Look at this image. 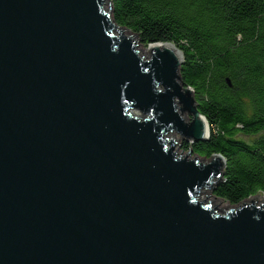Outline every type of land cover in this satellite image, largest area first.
I'll list each match as a JSON object with an SVG mask.
<instances>
[{
	"label": "water",
	"instance_id": "water-1",
	"mask_svg": "<svg viewBox=\"0 0 264 264\" xmlns=\"http://www.w3.org/2000/svg\"><path fill=\"white\" fill-rule=\"evenodd\" d=\"M111 8L0 0V264H264V195L218 209L224 158L175 150L209 137L182 53Z\"/></svg>",
	"mask_w": 264,
	"mask_h": 264
},
{
	"label": "trees",
	"instance_id": "trees-1",
	"mask_svg": "<svg viewBox=\"0 0 264 264\" xmlns=\"http://www.w3.org/2000/svg\"><path fill=\"white\" fill-rule=\"evenodd\" d=\"M111 7L114 23L143 48L169 43L182 53L180 79L209 128L205 143L182 147L225 160L212 195L230 206L264 195V0H111Z\"/></svg>",
	"mask_w": 264,
	"mask_h": 264
},
{
	"label": "rangeland",
	"instance_id": "rangeland-1",
	"mask_svg": "<svg viewBox=\"0 0 264 264\" xmlns=\"http://www.w3.org/2000/svg\"><path fill=\"white\" fill-rule=\"evenodd\" d=\"M139 49H141L142 51H147L145 50V48L143 47H140ZM185 118L188 122H192V116H190L189 114L185 113ZM175 137V141H176V147H175V150L178 151V154H182V155H185L188 153L187 149H183V143H186V144H189L190 146L194 145L192 142H188L187 140H185L184 138H181L180 135H178L177 133H175L174 135ZM191 158L194 157L193 153H191ZM201 197L203 199L207 198V197H210V199L216 203H219V206H218V209L220 210H227L229 209L230 206L229 204L225 203L224 201L220 200V199H217L215 198L213 195H212V191L209 190V191H205L201 194Z\"/></svg>",
	"mask_w": 264,
	"mask_h": 264
},
{
	"label": "bare ground",
	"instance_id": "bare-ground-1",
	"mask_svg": "<svg viewBox=\"0 0 264 264\" xmlns=\"http://www.w3.org/2000/svg\"><path fill=\"white\" fill-rule=\"evenodd\" d=\"M148 51V50H147Z\"/></svg>",
	"mask_w": 264,
	"mask_h": 264
}]
</instances>
